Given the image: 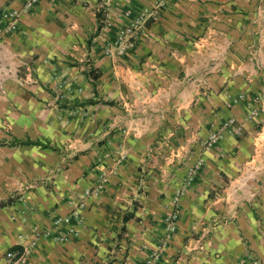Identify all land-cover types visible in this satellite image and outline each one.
I'll list each match as a JSON object with an SVG mask.
<instances>
[{"label":"crops","instance_id":"1","mask_svg":"<svg viewBox=\"0 0 264 264\" xmlns=\"http://www.w3.org/2000/svg\"><path fill=\"white\" fill-rule=\"evenodd\" d=\"M25 2L0 0V264H264V0Z\"/></svg>","mask_w":264,"mask_h":264},{"label":"built area","instance_id":"2","mask_svg":"<svg viewBox=\"0 0 264 264\" xmlns=\"http://www.w3.org/2000/svg\"><path fill=\"white\" fill-rule=\"evenodd\" d=\"M38 0H27L23 11L29 12L31 11L36 2ZM147 15V14H146ZM151 18L156 17V10H153V12L150 14ZM21 17V11L20 10H4L0 12V39L4 34H12L15 33L19 28V21ZM145 18V14L139 15L136 20L131 24V26L128 29H125L122 31L114 43H111L105 48V53L107 55H125L128 51V48L130 46V39L128 36L132 34L135 30H137L143 22V19ZM233 124V121H229L225 125V128H229ZM218 135H213L210 139V143L213 144L218 141ZM202 165V162L200 161L198 163L197 167H194L191 169L190 174L188 176L189 180L188 182L191 183L193 181L194 175L196 174L197 169ZM107 180L106 177H103L101 179V182L99 183V186L94 189V191L103 190L105 187ZM91 192H89L90 194ZM179 212L177 211L171 218V222L169 223L168 228V234L169 236L174 232L175 227L174 223L178 219ZM70 220L68 218H62L58 221L60 224H68ZM35 246V243H33L30 247L24 248L22 250H14L7 254V261L10 264H28L29 262V256L31 254V248ZM159 255L154 256V260L159 259ZM261 264L260 260L253 254H249L247 259L245 260L244 264ZM146 264H152L151 261L147 262Z\"/></svg>","mask_w":264,"mask_h":264},{"label":"trees","instance_id":"3","mask_svg":"<svg viewBox=\"0 0 264 264\" xmlns=\"http://www.w3.org/2000/svg\"><path fill=\"white\" fill-rule=\"evenodd\" d=\"M88 104H96V102L91 101ZM106 105H114V102H106ZM20 145H35V146H42L44 148H48V145H43L41 142L39 141H31V140H27V141H15V143L13 144V146H20ZM127 220V219H126Z\"/></svg>","mask_w":264,"mask_h":264},{"label":"rangeland","instance_id":"4","mask_svg":"<svg viewBox=\"0 0 264 264\" xmlns=\"http://www.w3.org/2000/svg\"><path fill=\"white\" fill-rule=\"evenodd\" d=\"M27 1V0H26ZM41 0H38L37 2H36V4H35V6L40 2ZM26 3V2H25ZM34 6V7H35ZM34 9V8H33ZM32 9V10H33ZM104 14H106V15H108L109 14V10L107 11H105V13ZM108 21V22H107ZM108 24H110V21H109V19H108V17L107 16H103L102 17V19H101V21L99 22V25H98V28L99 29H102V28H106V26L108 25ZM114 42H115V40H114ZM114 42H112V43H114ZM111 43H109V44H107L106 45V47L108 46V45H110ZM106 54V53H105ZM107 55V54H106ZM107 56H110V55H107ZM117 56H124V55H117ZM98 102H100V101H98ZM102 143H104V142H102ZM110 156V155H109ZM108 156V157H109Z\"/></svg>","mask_w":264,"mask_h":264}]
</instances>
